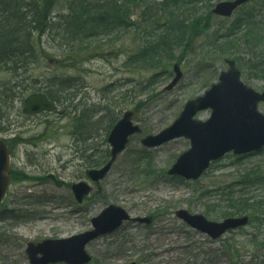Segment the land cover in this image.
Listing matches in <instances>:
<instances>
[{
	"label": "rangeland",
	"instance_id": "374dc122",
	"mask_svg": "<svg viewBox=\"0 0 264 264\" xmlns=\"http://www.w3.org/2000/svg\"><path fill=\"white\" fill-rule=\"evenodd\" d=\"M147 1L135 0L131 27L92 36L72 55L44 38L45 53L32 66L28 93L3 107L0 140L9 146L12 180L0 206V264H31L30 243L67 240L89 232L91 221L110 206L126 210L131 221L89 245L91 264H234L227 243L238 250L244 263L264 264V248L246 246L253 234L264 240V221L259 223L263 214L255 217L258 222L218 241L193 231L177 217L178 211H187L218 223L235 212L234 201L264 202V184L242 189L250 172L264 180V153L227 155L198 181L188 182L171 178L168 170L190 150L189 140L150 150L142 145V139L159 135L180 118L186 103L218 83L227 70L225 60L237 61L241 82L247 87L264 92V69L254 68L264 65V43L238 44L251 26L263 28L264 0H250L230 19L218 18L213 11L219 3L234 0H182L179 5L169 3L170 7L165 6L166 0ZM56 5L61 12L66 8L65 0H57ZM251 15L253 19L248 18ZM239 17L245 25L234 31ZM190 18H200L205 25L188 31L181 44L174 43L178 26L183 21L189 24ZM230 42L232 48L223 47ZM175 66L183 76L173 90L166 91L176 77ZM4 73L0 87L11 81ZM63 77L72 79L73 86L63 91L66 97L56 103L57 111L26 118L24 99L45 93ZM90 109L95 110L92 120L86 119L83 130L76 129L82 122H74V117ZM128 111L141 132L129 140L109 175L92 183L88 171L110 160V131L105 130ZM258 111L264 115V104ZM209 118L210 111L197 117L201 122ZM79 182L92 186L82 204L72 192V185ZM146 218L153 223L138 222Z\"/></svg>",
	"mask_w": 264,
	"mask_h": 264
},
{
	"label": "water",
	"instance_id": "95a60500",
	"mask_svg": "<svg viewBox=\"0 0 264 264\" xmlns=\"http://www.w3.org/2000/svg\"><path fill=\"white\" fill-rule=\"evenodd\" d=\"M250 0H235L221 2L215 7L214 14L230 18L240 6ZM228 70L222 72L217 84L205 92L201 98L191 100L185 105L180 118L169 129L157 136H147L142 139V145L148 149L159 148L174 140L186 138L191 143V150L185 152L169 170V176H178L188 181L199 179L210 165L232 153L241 156L264 151V115L258 112V106L264 103V93L253 91L241 82V72L236 61H226ZM176 78L167 88L172 90L177 86L183 74L180 67L175 66ZM56 104L50 102L46 95H31L25 101L23 113L26 116H38L42 112L53 113ZM202 111H210L206 122L195 120ZM133 113L127 112L112 130L108 142L111 145V159L102 169L90 171L94 182L103 180L109 173L114 162L126 149L130 137L141 132L132 119ZM10 157L8 146L0 141V205L8 192L10 184ZM73 193L77 201L83 202L91 192V187L85 183L73 185ZM178 218L188 223L193 229L209 235L213 240L224 236L229 230H237L249 224L248 218L228 219L213 223L201 215L193 216L187 211H178ZM130 216L123 210L110 206L98 218L94 219V230L70 237L67 240H48L37 245H28L27 252L31 264H89L90 257L86 247L101 236L112 234L122 227ZM150 224L151 219L141 221Z\"/></svg>",
	"mask_w": 264,
	"mask_h": 264
},
{
	"label": "trees",
	"instance_id": "16d2710c",
	"mask_svg": "<svg viewBox=\"0 0 264 264\" xmlns=\"http://www.w3.org/2000/svg\"><path fill=\"white\" fill-rule=\"evenodd\" d=\"M140 1L148 2L147 0ZM166 1L165 6L170 7L179 5L182 0ZM208 1L213 0H190L189 3ZM56 3L57 0H0V76L2 72H5L4 74L10 75L9 79H11L10 82L5 81L7 83L0 87V115L4 106L8 108L16 97L23 98L28 93L26 82L34 71L32 66L40 62V53L43 55L45 53L44 38L51 40L48 42L52 43L53 41L59 48L68 49L72 55L77 50L76 47L78 50H82L92 36L107 34L113 28L127 29L131 27L129 23L132 16L131 11L136 5L135 0H65L66 8L61 12L60 9H57ZM248 18L253 19V15ZM189 21L187 25L183 21L178 26L180 34L174 43L181 44L188 31H192L200 24L205 25L204 20L200 18H190ZM244 25L243 19L239 17L233 23L232 30H239ZM259 27L261 29L252 26L248 29L247 27V32L238 44L243 41L247 47L263 45L264 26L263 28L262 25ZM229 36L231 37L230 34ZM231 44L232 42L223 47L232 48ZM254 68L263 70L264 65L261 64V67ZM72 84V79L63 77L60 82L53 85L54 87H48L45 93L51 101L60 104L66 97L63 91L73 86ZM92 113H95V110L90 109L83 111L81 116L74 117V122H82L75 125L76 129L83 128V124L87 123V118L92 120L94 117L91 115ZM115 123L116 121H111L105 131L111 129ZM2 131L4 128L0 126V133ZM106 158L102 157L104 160ZM244 184L247 186L242 188L245 192L253 186L263 185L264 180L250 172L244 177ZM233 188L234 186H231L229 189L234 190ZM245 195L247 197V194ZM232 203V209L235 212L230 215L231 217L247 215L250 217L251 224L258 222L255 219L256 216L264 215V202L257 203L251 198H241ZM261 221L264 219H260L259 223ZM258 234H254L247 241L246 246L253 245L256 248H264V240L260 241L261 238L257 236ZM246 246L241 247L244 249ZM226 252L230 253L234 264H246L240 258L238 250L230 243H227Z\"/></svg>",
	"mask_w": 264,
	"mask_h": 264
},
{
	"label": "flooded vegetation",
	"instance_id": "af4514ba",
	"mask_svg": "<svg viewBox=\"0 0 264 264\" xmlns=\"http://www.w3.org/2000/svg\"><path fill=\"white\" fill-rule=\"evenodd\" d=\"M34 94H40V93H34ZM31 95H33V94H31ZM29 97H30V96H29ZM47 98H48V96H47ZM26 99H27V98H26ZM26 99H24V100H26ZM48 100L51 102V100H50L49 98H48ZM23 102H24V101H23ZM55 104H56V103H55ZM56 105H57V104H56ZM45 113H46V112H42V114H45ZM42 114H41V115H42ZM41 115H39V116H41ZM26 118H27V117H26ZM28 118H29V117H28ZM123 153H124V151H123ZM87 175H88L89 180H90L91 177H90L89 171H88ZM10 178H11V177H10ZM11 180H12V178H11ZM99 182H100V181H99ZM99 182H97V183H99ZM93 183H95V182H93ZM97 183H95V184H97ZM91 191H92V188H91ZM118 209H120V208H118ZM121 209H122V208H121ZM123 210H124V209H123ZM124 211L128 214V212H127L126 210H124ZM94 219H95V218H94ZM94 219H93V220H94ZM93 220L91 221V224H92ZM129 221H131V219H130ZM129 221H127V222H129ZM138 222H140V221L138 220ZM124 223H125V222H124ZM124 223H123V224H124ZM123 224H122V225H123ZM92 228H94V227H92ZM121 228H122V227H121ZM121 228H120V229H121ZM120 229H118V230H120ZM118 230H117V231H118ZM115 232H116V231H115ZM115 232H113V233H115ZM113 233H112V234H113ZM112 234H111V235H112ZM94 242H95V241H94Z\"/></svg>",
	"mask_w": 264,
	"mask_h": 264
}]
</instances>
